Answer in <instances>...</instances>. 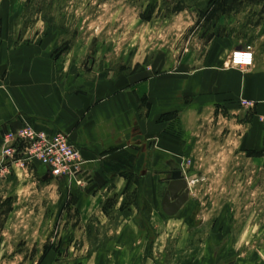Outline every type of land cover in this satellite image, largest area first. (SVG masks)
<instances>
[{"label": "rangeland", "instance_id": "rangeland-1", "mask_svg": "<svg viewBox=\"0 0 264 264\" xmlns=\"http://www.w3.org/2000/svg\"><path fill=\"white\" fill-rule=\"evenodd\" d=\"M248 48L253 63L236 64ZM29 69L76 93L135 86L151 95L139 100L141 118L153 114L167 132L150 140L148 188L139 176L125 192L108 188L100 206L110 223L83 216L93 185L84 165L46 179L22 150L3 159L0 264H92L120 208L166 241L163 264L199 243L216 264H264V0H0V78ZM174 167L190 193L169 216L162 194Z\"/></svg>", "mask_w": 264, "mask_h": 264}, {"label": "crops", "instance_id": "crops-1", "mask_svg": "<svg viewBox=\"0 0 264 264\" xmlns=\"http://www.w3.org/2000/svg\"><path fill=\"white\" fill-rule=\"evenodd\" d=\"M29 74L31 78L26 77ZM100 88L95 86L88 93H76L70 82L61 85L58 79H45L37 70H10L9 75L0 78V152L4 133L26 124L64 132L81 149L84 167L93 174V184L98 173L105 180L102 187L87 191L89 202L82 207L83 216L90 212L99 216L100 213L105 217L104 223H110L113 218L100 206L108 188L112 187L117 193L125 192L134 176L141 177L148 188L153 181L152 165L157 162V158L150 156L155 151L150 140L161 139L167 130L153 114L148 118L140 116L139 100L145 96L151 100L149 93L140 94L139 88L132 85L109 92ZM3 159L0 155V168ZM38 164L48 172L45 165ZM143 166H147L146 169ZM144 208V213L151 214L149 207ZM128 210L118 209L120 219L116 233L100 245L97 252L88 255L87 261L92 264H163L160 257L166 241H161L159 235L150 239L139 217ZM91 221L96 224L101 218L93 217ZM209 246V243L179 246L170 252L164 264H216L211 249L204 252Z\"/></svg>", "mask_w": 264, "mask_h": 264}, {"label": "built area", "instance_id": "built-area-1", "mask_svg": "<svg viewBox=\"0 0 264 264\" xmlns=\"http://www.w3.org/2000/svg\"><path fill=\"white\" fill-rule=\"evenodd\" d=\"M233 59L236 64L251 65L254 54L249 48L240 49L234 52ZM1 142L4 160L22 150L24 163L45 165L49 176L74 177L84 165L81 149L62 131H47L26 124L4 133Z\"/></svg>", "mask_w": 264, "mask_h": 264}, {"label": "water", "instance_id": "water-1", "mask_svg": "<svg viewBox=\"0 0 264 264\" xmlns=\"http://www.w3.org/2000/svg\"><path fill=\"white\" fill-rule=\"evenodd\" d=\"M49 177V171L45 178ZM96 182L87 189L90 192L96 187H102L105 184L104 178L98 173L96 174ZM169 182L164 186L165 192L162 194V209L169 215H176L189 199L190 187L189 182L183 176L179 167L173 170ZM161 194V193H160Z\"/></svg>", "mask_w": 264, "mask_h": 264}, {"label": "flooded vegetation", "instance_id": "flooded-vegetation-1", "mask_svg": "<svg viewBox=\"0 0 264 264\" xmlns=\"http://www.w3.org/2000/svg\"><path fill=\"white\" fill-rule=\"evenodd\" d=\"M175 168H177V167H174V169H175ZM170 176H172V174L168 175V178H169Z\"/></svg>", "mask_w": 264, "mask_h": 264}]
</instances>
